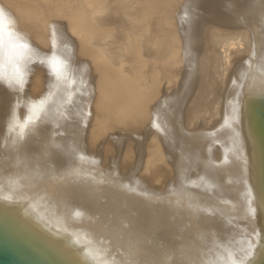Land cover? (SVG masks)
Wrapping results in <instances>:
<instances>
[{
	"label": "bare ground",
	"instance_id": "obj_1",
	"mask_svg": "<svg viewBox=\"0 0 264 264\" xmlns=\"http://www.w3.org/2000/svg\"><path fill=\"white\" fill-rule=\"evenodd\" d=\"M45 1L36 9L38 1L0 0V14L14 21L6 23L0 64L9 81L17 75L22 80L12 87L0 83V146L7 154L0 163V255L9 264H172L177 256L180 264H264V5L251 33L234 19L241 15H229L232 0L225 5L194 0L186 12L181 9L182 17L177 9L179 21H165L173 28L168 52L155 57L144 82L138 73L153 60L142 39L151 34V8L168 10L171 0H140L127 11L139 30L131 31L122 47L134 58L128 61L134 64L130 73L131 66L125 72L120 65L119 35L109 14L120 2L98 5L95 23L87 24L96 32L86 41L68 21L80 10L88 19L86 0ZM200 9L208 18H199ZM215 20L239 26L209 24ZM215 27L224 31L214 33ZM24 43L29 47L20 46ZM168 67L176 86L169 93L164 92L168 78L159 75ZM34 98L48 104L49 123L41 121L48 115L39 116ZM223 119L237 121L229 136L240 148L234 158H241L233 166L239 178L228 195L232 205L225 222L217 204L202 214L184 212V194L172 202L160 194L149 205L117 179L90 174L80 161L90 153L104 163L121 165L120 159L129 158L145 165L153 139L150 148L180 169L185 164L176 150L205 144L202 131ZM193 123L197 131L188 129ZM225 140L222 145L229 147ZM134 169L130 177L142 170ZM100 195L109 202L103 205ZM111 208L122 217L108 213ZM151 225L165 230L167 238L148 232Z\"/></svg>",
	"mask_w": 264,
	"mask_h": 264
},
{
	"label": "rangeland",
	"instance_id": "obj_2",
	"mask_svg": "<svg viewBox=\"0 0 264 264\" xmlns=\"http://www.w3.org/2000/svg\"><path fill=\"white\" fill-rule=\"evenodd\" d=\"M37 1L34 0V2H37L36 3L37 5L35 6L36 9L44 8V4H45V6L47 4L45 0H37ZM107 1L108 0H86L85 5L88 9H90L89 14L91 13L90 14L91 16L89 17V14H88V19H85L82 16L83 11L82 12H81V10H80V12L73 11L70 13V19L68 21H70L71 26H78L82 30V33L84 34V37L82 36V38L85 39L86 41H89L90 37L94 36V33L96 32V30H94V31L89 30L90 27L87 24L89 22L93 23L95 21L96 17L94 16V14H95L96 10L98 9V5L100 8L104 4H107V5H104L107 7V6H112V4L115 3V1L120 2L119 6L117 8H115V6L114 7L112 6L110 8L112 11H110L109 14L114 17L111 26L116 28L115 33L117 36L119 35L118 36V39H119L118 46H119V50H121L120 51V53H121V59L120 60L122 61V63L120 65L122 66V64L123 65L125 64L124 66H122V67H124V69H126L125 72H128V69H130L128 66H131V69L129 70V73H130L131 70H133L132 67L134 66V64H132V63H133L134 58H132L133 55L131 53L126 52L127 50H125V48H122V47H125L124 45L127 42L128 34L131 31H135L138 33L139 30L136 29L135 22L134 21L132 22V19L130 18L131 15L130 16L128 15L129 18L126 15L132 13V12H127V11H132V8H134V6H136V4H138V2L140 0H122V1L121 0H109L108 2ZM171 1L172 2H169L170 4L167 3V7H168V5H170V7H168V10L166 8V9L158 11V9H156L155 7L151 8V12L153 13L152 16L149 18L151 34H149V36L145 37V38L142 37V35H140L142 37V39H144L145 45L147 47V49H146V47H144V49H143L146 57L148 55L147 58H151V60L153 59L152 62H150V65H148L143 70V72H141L142 74L138 73L139 77L142 78V80L144 82L149 81V74H151L153 72L152 67L154 66L153 65L154 59H156L157 57H162L168 52L170 38L173 37V28H170L168 25H166L165 21L170 20L171 23H175L176 21H179V18H175V17H177L178 14H179L178 17L179 16L182 17V15H184V13H181V12H183V10H181V9L183 8L184 11L186 12L185 8L187 6H189L190 2H192L194 0H182L183 2L181 0H177V1H179L180 5L177 4L178 3L177 1H176V3L174 0H171ZM173 1H174V3H173ZM219 1L221 3L223 2L225 5L228 2H230L231 0H219ZM52 2L55 3V0H52ZM233 2H235V3H233ZM223 3H222V5H223ZM232 3L235 6L232 4L231 9H232V11L235 10L236 14H238V15L233 13L231 11V9H229V11H228L229 15L231 14V17L241 15L242 20H241V17L240 18L235 17L234 19L235 20L238 19V20H236L237 24H241V25H243V27L245 26L244 28L246 30H247L246 27H248L247 31H249L251 33L250 28H254L255 25L258 23L256 21L260 20V18H258V17L263 12L262 7L264 4L261 3L260 0H241V2H240V0H232ZM181 5H183V6H181ZM246 5H247V7H246ZM172 6H173V8L176 6L175 7L176 11L172 8ZM236 6H239V7L236 8ZM47 7H49V6H47ZM128 7H130L131 10H127V9H129ZM170 8H172V9H170ZM177 9H179L178 14H176ZM241 9H243V10L241 11ZM120 10L122 12H120ZM171 10H173V13L171 12ZM201 10L203 11V9L199 10V13H198L199 18H201V19L208 18L207 15H205V13H204L205 11L202 12ZM164 11H167V12H164ZM240 11H241V14L239 13ZM243 11L246 13L243 14L242 13ZM252 11H253V13H252ZM50 12H51V10H50ZM53 12H55V11L53 10ZM156 12H157V14H155ZM203 13H204V15H203ZM201 14H202V16H201ZM246 14H249V16ZM243 15H244V17H243ZM245 16H247L250 23L247 22L248 20H246L247 18ZM253 18L254 19L256 18V20H254ZM130 19H131V22H130ZM235 20H233V21H235ZM244 20H246V21H244ZM243 21L246 22L248 24V26ZM253 22L255 25L252 24ZM209 24H215V25L220 26V27L239 26V25H234V24L230 25L229 23H223V21H218V20H215L214 23H209ZM215 28L216 29L213 31L214 33L224 31V30H219L218 27H215ZM117 32H118V34H117ZM249 35H251V34H249ZM184 36L185 35H183L182 37H184ZM246 36H245V38H246ZM247 37H248V39L252 38L251 36H247ZM261 37H262V39L260 38L261 44L264 45V33L262 34ZM248 39H245V43L249 42V44H250L251 41H249L250 39L249 40ZM244 46H245V48H247L248 44L243 45V47ZM123 49L125 50L124 53H122ZM206 52H207L206 50L203 52L202 57H204ZM126 53H128L127 55H129V56L132 55L131 57H129L130 59L127 57V55H125ZM240 53H242V51L237 52V54H240ZM199 57H201V56H199ZM202 57H201L200 62H199L200 64L203 63L204 58H202ZM197 59H198V57H197ZM128 61H131L132 63H130ZM149 61H150V59H149ZM238 61L242 63L243 60H238ZM126 64H128V65L126 66ZM136 70L140 72L139 69H136ZM171 70H173V68L168 67V68H165V71H162L161 73H159V75H161L163 79L168 78L167 82H170L169 84H167V82L165 80L167 89L164 92H167V93H169L173 88L176 87L174 84V76L172 75L173 71H171ZM233 70L235 71V68L232 69V71ZM162 73L163 74L165 73V74L163 75ZM158 77H160V76H158ZM137 78H138V75H137ZM229 83H228V86H229ZM20 87H21V88H19L20 90H24V87H22L21 85H20ZM24 95H27V94L23 93L21 96H24ZM190 98H191V96H190ZM190 98H189V100H190ZM25 99H27V98H25ZM34 99H36V100H32V103L38 104V110H41V113L39 111V116H40V114L43 115V114L49 113V110H46V107L48 106V104H45V100L37 99V98H34ZM114 103H115V101L112 102V104H114ZM51 114L52 113L49 114L50 116L48 114L44 115V116L48 115L47 117H40L41 121H46V123H49V120H46V119L51 118ZM133 116L138 117V115H133ZM231 120H233V123H232V121H229V119H223L220 122L214 121L213 122L214 126L206 127V128H208L207 131H202V134H201L203 136V138L207 140L205 144L199 145V147H193V146L190 147L188 145H185L184 148H182L181 150H179V148H178L176 151H180L182 158H183V162L185 164V166L181 167L180 169H177V168L171 166L170 164H166V163H168V161L165 163L163 161L164 159H161V155L156 154L157 152L155 150H153V148L152 149L150 148L149 142L154 141L153 139L151 141L149 140V142L147 143V147H146L147 148L146 149L147 156L145 158H147L146 163L147 162L148 163L145 165L142 164V162L145 161L143 159H140V161H139L140 164H139L136 161L129 160V158H125L124 159L125 161L123 159H120L121 163H122L121 165H118V164L113 163V162H105L104 163V162L98 161V159H99L98 157H95V156L92 157L91 155H89L90 153L85 154V155H87V158H89V159L86 158L87 160H85L84 159L85 157H82V158H80V161L82 164L85 163L87 165V169H89L90 174L94 173L96 175L103 177L104 179L107 177L117 179L116 184L118 186L121 185L123 187H129L130 189L132 188L134 190L133 192L140 194L141 198L144 199L145 202H147L149 205L152 202H155L156 199H158L160 194H162L164 196V198H166L165 199L166 202H172V201H174V198L176 196H178L180 194H184V198L186 200L185 208L183 207L184 212H186V213L194 212L195 214H197L199 212V214H202L205 210H208L210 206L212 207L213 205L217 204V207L219 206V208H221L219 211V212H221L220 219L225 222L228 219V217H227L228 208L232 205L231 204L232 199L229 198V196L232 194L231 192L233 189L231 186L235 187L236 181L238 180L237 178H239V176L237 174L238 171L235 172V174H236V176H235V174L233 172V166L235 164L241 162L240 157L234 158L235 157L234 151L236 149H238L240 151V148L237 145L238 142L236 143V138H234V141H232V138L229 136V134H231V132L233 131L232 129L235 128V126H236L235 124L237 122L236 119H231ZM24 123H25V121H24ZM187 126H188V129L190 131H197L199 129L196 125H194V123L188 124ZM178 128H180V126ZM195 128H198V129H195ZM130 129L132 130L133 128L130 127ZM2 133L3 132L0 129V136L4 137ZM68 138H70V137L68 136ZM68 138L66 136V139H64V140H67V142H68L69 141ZM224 139H226L225 141H227V143H229V147H225L222 145V141L224 142ZM184 149H187L189 153L196 152V153H198L197 154L198 156H194V155H192L193 157L188 156V154H186L188 152H185ZM152 151H153V153H152ZM6 156H7L6 151L0 146V163L3 162L4 160H6L5 159ZM197 158H199V159H197ZM142 166H143V168H142ZM137 167H140L142 170L141 171L139 170V172H137L135 175L130 177V174H132L135 170L134 168H137ZM227 173L229 174V176ZM103 178H100V179H103ZM231 178H232V180H231ZM114 179H112V180H114ZM182 192H185V193H182ZM96 193L97 192H92L90 194V197L94 198V195H97ZM100 194H101V192H100ZM100 197H102V199H103V202H102L103 205H104V203L106 204V202H109L108 201L109 199L106 200L105 196L103 197L100 195ZM194 208H195V210H194ZM116 212H118V213H116ZM108 213H110V214L113 213V214H115V216L121 215V217L123 214L122 212L116 211L114 208H111ZM154 226H156V225H154ZM154 226L151 225L149 227L148 232H151L154 230V231H156V232H154V235L156 237L158 236V237H161L163 239L167 238L165 230H163V231L161 229L155 230ZM166 241L167 240H165V243H166ZM153 247H156V245H154ZM180 259H181L180 256H177L173 260H171V262H169V263L180 264L178 262V261H180ZM156 263L161 264L162 262H160V261L153 262V264H156Z\"/></svg>",
	"mask_w": 264,
	"mask_h": 264
},
{
	"label": "snow or ice",
	"instance_id": "obj_3",
	"mask_svg": "<svg viewBox=\"0 0 264 264\" xmlns=\"http://www.w3.org/2000/svg\"><path fill=\"white\" fill-rule=\"evenodd\" d=\"M6 23H14V21L12 22H6L3 15L0 14V51L3 50L4 48V44H5V32H6ZM9 35H11V33H8ZM23 48H28L29 45L27 43H24L22 45H20ZM51 70L53 71V74H56V70L54 67L50 66ZM13 82L16 85H19L20 83H22L21 78L19 77V75L14 76L12 81H9V79L6 77L4 71H3V67L2 64H0V83H6L9 85V87L13 86ZM31 123H35V121H30Z\"/></svg>",
	"mask_w": 264,
	"mask_h": 264
},
{
	"label": "water",
	"instance_id": "obj_4",
	"mask_svg": "<svg viewBox=\"0 0 264 264\" xmlns=\"http://www.w3.org/2000/svg\"><path fill=\"white\" fill-rule=\"evenodd\" d=\"M0 264H9V263L0 255Z\"/></svg>",
	"mask_w": 264,
	"mask_h": 264
}]
</instances>
